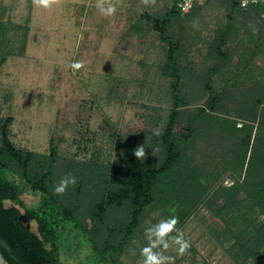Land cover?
I'll return each instance as SVG.
<instances>
[{"label":"rangeland","instance_id":"rangeland-1","mask_svg":"<svg viewBox=\"0 0 264 264\" xmlns=\"http://www.w3.org/2000/svg\"><path fill=\"white\" fill-rule=\"evenodd\" d=\"M238 1L198 0L200 7L194 16L175 21L171 29L180 47L183 92L190 108L207 97L201 78L214 64L206 50L217 33L225 27L229 30L233 63L241 54L247 34L244 29H236L249 27L252 14L232 7ZM117 3L116 14L106 18L95 6L96 0H58L50 9L36 7L33 0H0V21L6 27L0 35V127L5 126L9 141L19 150L46 155L54 152L56 185L67 173L74 170L76 174L78 170L85 182L80 193L84 206L103 193L106 171L123 164L128 147L134 151L143 145L145 155L159 156L160 148L150 151L161 136L154 135L153 130L159 128L162 134L171 105L170 79L160 69L166 59V43L152 26L173 1ZM230 15L234 21L231 27ZM141 16L140 31L130 30ZM235 35L238 39L233 38ZM252 35L253 59H245L243 66H233L236 69L231 74L243 87L233 99L226 97L222 102L229 112L245 103L254 108L255 95L264 93V25L258 23ZM74 61H82L83 67L72 69ZM226 76L224 70L214 77L219 91ZM138 129L142 135L136 143L131 134ZM213 133L189 151L193 159L189 163L212 187L192 212L186 215L181 209L174 215L177 227L192 244L184 255L177 254L176 246L169 249L166 254L175 257L174 264H252L233 258L239 244L213 223L209 211L219 201L214 194L216 187L225 186V180L234 182L228 169L236 158L233 138ZM39 196L26 185L21 199L33 206ZM244 196L239 192L238 200ZM223 209L226 214L228 210ZM244 209L242 205L238 210ZM248 216L257 225L264 220V213L257 208ZM167 217L169 213L160 206L146 209L136 238L120 258L121 264H142L144 229ZM77 259L73 254L62 263L75 264Z\"/></svg>","mask_w":264,"mask_h":264},{"label":"trees","instance_id":"trees-1","mask_svg":"<svg viewBox=\"0 0 264 264\" xmlns=\"http://www.w3.org/2000/svg\"><path fill=\"white\" fill-rule=\"evenodd\" d=\"M172 1L152 26L166 43V59L160 69L170 79L171 96L162 134L150 150L160 148L158 157L145 155L144 160L137 159L132 147H128L123 164L106 171L108 179L103 193L84 206L80 193L85 182L78 170L76 174L74 170L69 173L77 178L76 185L62 196L55 195L54 152L46 155L19 150L9 141L5 126L0 127V251L7 264H63L73 254L78 258L75 264H121L120 258L136 238L148 207L160 206L170 216L182 209L187 215L210 191L212 186L207 178L189 163L193 161L189 151L195 150L202 139L211 138L214 131L233 138L236 158L228 169L233 186H217L214 190L219 201L209 207L213 223L239 244L235 260L264 264V220L257 225L248 216L255 208L264 213V174H258L264 171V93L255 95L254 108L245 103L229 112L222 104L226 97L233 99L243 87L231 77L236 69L233 66H243L245 59H253L252 33L258 23L264 25V7L260 4L241 7L239 1L233 4L232 7L252 14L249 27L236 29H244L247 34L241 43V54L233 63L229 30L225 27L217 33L206 50L207 58L214 64L201 78L207 97L193 109L188 107L183 92L180 47L171 29L175 21L190 20L200 4L196 0L188 13L181 14L176 9V0ZM139 19L130 30L140 31L144 16ZM233 22L230 15V27ZM5 29V23L0 21V35H4ZM224 70L228 76L219 85L220 92L214 85V77ZM131 135L137 143L142 130ZM26 185L40 194L33 206L21 199ZM239 192L245 195L243 200H238ZM242 205L247 209L244 212L238 210ZM223 208L228 210L226 214ZM22 214L29 219L30 228L20 219Z\"/></svg>","mask_w":264,"mask_h":264},{"label":"clouds","instance_id":"clouds-1","mask_svg":"<svg viewBox=\"0 0 264 264\" xmlns=\"http://www.w3.org/2000/svg\"><path fill=\"white\" fill-rule=\"evenodd\" d=\"M36 7L50 9L58 4V0H33ZM247 0H242V7H245ZM100 14L104 17H112L117 12L118 3H113L112 0H97L95 5ZM184 12L188 11V7L183 8ZM74 70H79L83 67L82 61H74L71 65ZM241 126L242 125H238ZM156 136L161 135L159 128L153 130ZM133 155L137 159H145V148L143 145L138 146ZM77 183V178L72 174L63 176L59 183L54 186L53 193L57 196H62L69 188ZM233 181L225 180V187H232ZM154 215H159L155 213ZM178 218L170 216L161 218L156 223H152L144 229V238L146 244L140 249L142 264H174L175 257L168 255L169 249L173 246L178 255H184L192 246L191 240L186 238L185 232L177 227Z\"/></svg>","mask_w":264,"mask_h":264},{"label":"built area","instance_id":"built-area-1","mask_svg":"<svg viewBox=\"0 0 264 264\" xmlns=\"http://www.w3.org/2000/svg\"><path fill=\"white\" fill-rule=\"evenodd\" d=\"M195 2H196V0H176L175 1V6H176V9L181 14H185V13H188L193 8ZM239 4L241 6L242 0H239ZM256 4H260V5H262L264 7V0H247V4H246L245 7L251 6V5H256ZM184 7H188V11L187 12L183 11ZM263 19H264V14H263Z\"/></svg>","mask_w":264,"mask_h":264},{"label":"water","instance_id":"water-1","mask_svg":"<svg viewBox=\"0 0 264 264\" xmlns=\"http://www.w3.org/2000/svg\"><path fill=\"white\" fill-rule=\"evenodd\" d=\"M20 219H21L24 223H26V227H27V228H30V222H29V219H28L24 214H22V215L20 216ZM0 264H7V262L5 261V259H4L3 256H2L1 251H0Z\"/></svg>","mask_w":264,"mask_h":264},{"label":"crops","instance_id":"crops-1","mask_svg":"<svg viewBox=\"0 0 264 264\" xmlns=\"http://www.w3.org/2000/svg\"><path fill=\"white\" fill-rule=\"evenodd\" d=\"M96 2H97V0H96ZM112 2H113V3H117V0H112Z\"/></svg>","mask_w":264,"mask_h":264}]
</instances>
